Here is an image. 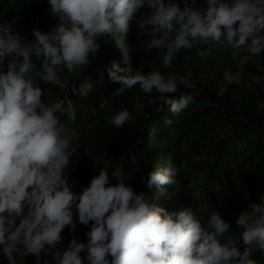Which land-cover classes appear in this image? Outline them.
Returning a JSON list of instances; mask_svg holds the SVG:
<instances>
[{"label": "clouds", "instance_id": "1", "mask_svg": "<svg viewBox=\"0 0 264 264\" xmlns=\"http://www.w3.org/2000/svg\"><path fill=\"white\" fill-rule=\"evenodd\" d=\"M182 2L181 8L177 0H47L58 23L46 33L33 28L32 40L24 43L13 31L14 20L0 22V69L12 57L7 70H0V255L8 264L29 253L40 264L42 251L51 253L52 264H264V195L235 221L242 229L241 250L231 237L220 242L229 224L216 211L203 224V217L189 209L167 211L148 193L134 192L119 167L111 172L116 183H109L106 162L79 193L62 174L79 138L71 126L75 107L71 100L42 101L40 85L70 87L73 96L85 98L96 81L86 77L78 86L70 85L59 73L72 75L87 67L99 37L107 34L120 49V62L114 60L106 69L109 81L119 85L112 96L138 85L145 94L155 91L173 116L194 99L191 94L169 95L178 86L194 87L189 77L132 66L126 34L142 7L149 11L140 13L136 28L148 33L145 50L162 51L163 67H170L181 50L194 48L202 57L211 49L198 45L227 47L240 58L237 70L226 72L225 79L239 83L249 56L264 52V0H203V9L195 7L197 0ZM132 108L140 111L143 105L136 102ZM132 114L121 109L112 114L111 124L119 128ZM176 173L166 159L149 172L145 187L163 192L175 183ZM74 209L78 222L89 226L87 242L73 238L58 248L65 226L70 231L77 227Z\"/></svg>", "mask_w": 264, "mask_h": 264}, {"label": "trees", "instance_id": "2", "mask_svg": "<svg viewBox=\"0 0 264 264\" xmlns=\"http://www.w3.org/2000/svg\"><path fill=\"white\" fill-rule=\"evenodd\" d=\"M177 4L183 7L182 0H177ZM195 7L203 9L206 5L203 0H197ZM148 11L146 6L142 7L129 22L126 43L131 49L130 62L135 70L142 72L171 71L189 77L194 87L178 86L177 92L169 95L191 94L193 101L173 116L167 105L162 102L160 105L155 91L145 94L138 85L112 96L119 85L109 81L106 69L112 61L120 62V49L107 34L99 37L96 56L90 58L87 67L72 75L66 70L59 73L70 85L78 86L86 77L96 81L85 98L73 96L70 87L43 82L40 85L42 101L71 100L75 107L76 119L71 126L77 128L79 138L74 142L76 151L62 174L67 177L71 190L79 193L106 162L109 183H116L111 172L119 167L134 192L148 193L153 203L167 211L189 209L197 217H203L202 224L216 211L229 224L228 233L220 242L231 237L242 250L244 245L239 240L242 229L235 221L241 212L250 211L252 202L260 203L264 195V52L249 56L242 66L239 83L226 82L225 73L236 71V61L240 58L233 57L227 47L198 45L211 49L202 57L196 55L194 48L181 50L170 67H163L162 51L145 50L148 33L136 28L140 13ZM11 20L15 21L13 31L21 43L32 40L33 28L46 33L58 23V18L49 13L47 0H0V22ZM11 59L6 57L0 70L6 71ZM34 63L39 69V62L34 60ZM101 74L103 83L99 82ZM136 102L143 105L140 111L132 108ZM121 109L132 112V118L116 128L111 124V116ZM166 120L171 123H165ZM166 159L177 168L175 183L169 189L164 186L163 192L155 187L147 189L149 172ZM221 191L225 193L223 199H220ZM73 211L77 227L70 231L65 226L58 248H65L73 238L87 242L85 233L89 226L80 224ZM80 255L83 257L85 252ZM45 261L52 264L53 257L50 252L42 251L40 264ZM0 264H8L2 255ZM17 264H35L34 254L18 258Z\"/></svg>", "mask_w": 264, "mask_h": 264}, {"label": "rangeland", "instance_id": "3", "mask_svg": "<svg viewBox=\"0 0 264 264\" xmlns=\"http://www.w3.org/2000/svg\"><path fill=\"white\" fill-rule=\"evenodd\" d=\"M170 186H171V185H166V187H165V188L169 189V188H170ZM224 195H225L224 191H221V196H220V199H223Z\"/></svg>", "mask_w": 264, "mask_h": 264}]
</instances>
